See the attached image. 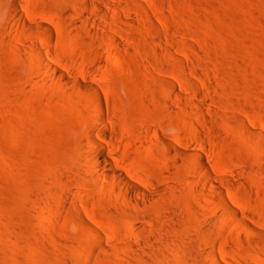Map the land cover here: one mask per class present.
I'll return each instance as SVG.
<instances>
[{
	"label": "rangeland",
	"instance_id": "1",
	"mask_svg": "<svg viewBox=\"0 0 264 264\" xmlns=\"http://www.w3.org/2000/svg\"><path fill=\"white\" fill-rule=\"evenodd\" d=\"M81 1L21 0L26 21L36 23L39 16L49 15L61 26L60 31L52 26L55 37L48 45L54 53L69 61L81 57L88 67L102 73L100 93L102 90V98L122 130L112 128L114 141L110 137L101 142L110 150L115 146L109 154L112 160L125 158L147 171L158 191L142 204H127L119 196L108 197L98 182L82 187L71 182L70 176L81 172L77 162L88 159L85 134L91 127L93 110L86 107V101L81 102L86 96L75 92L71 106L61 97L54 80L46 75L47 80H43L35 51L43 49L40 36L34 29H17L13 0H0V264H89L87 254L95 251L93 240L100 236L108 247L113 243L118 247L104 251L110 256L95 251L99 264H215L225 263L222 249L242 260L244 255L253 254L259 248L250 232L230 234V218L223 220L222 228L214 226L209 216L217 212L220 196L197 185L201 179L198 172L194 183L186 181L195 156L173 158L163 137L173 141L174 134L182 133L190 138L192 147L203 140L205 155L223 165L219 173L234 179L230 177L234 191L245 204L244 209L238 207L241 216L248 220L251 214L264 216V0H110L120 6L119 15L113 9L102 18L103 25L92 27L85 16L95 14L94 9L83 17L78 6ZM87 1L107 9L108 0ZM105 31L120 42L124 62L120 68L111 62L94 66L96 60L88 54L90 40L106 36ZM165 53L169 54L167 60ZM171 84L183 87L186 97L176 96ZM251 118L261 126L255 132L247 128L252 127ZM128 138L134 140L130 143ZM134 141L148 143L152 148L146 146L155 151L149 166L147 158L131 147L137 145ZM159 157L172 169L171 184L176 187L164 184L158 174ZM213 170L212 176L217 175ZM239 172L249 185L238 181ZM254 181L261 192L252 190ZM81 189L92 204L89 213L117 229L121 235L118 242L107 240L97 222H93L97 233L85 223L82 217L87 199L83 198L84 205ZM205 225L211 230L202 232L204 227H200ZM212 250L216 260L210 258ZM100 252L107 260H102Z\"/></svg>",
	"mask_w": 264,
	"mask_h": 264
},
{
	"label": "bare ground",
	"instance_id": "2",
	"mask_svg": "<svg viewBox=\"0 0 264 264\" xmlns=\"http://www.w3.org/2000/svg\"><path fill=\"white\" fill-rule=\"evenodd\" d=\"M75 1H76L75 3L77 4V1L78 0H75ZM79 1H81V0H79ZM109 1L110 0L107 1L108 2L107 3V9H105L106 6L100 5L101 3L99 5H97V4L91 3L90 1H87V0L86 1L83 0L81 2H78V6L81 8V11H83L82 14H80V13L79 14L84 17L87 14L85 12H87L88 10L94 9L93 11H94L95 14L86 15L85 16L86 17V19H85L86 21L85 22L89 23V25H91V27L92 26H101L104 23L103 20H102V18L105 15H107V13H109V11L112 12V10L114 9L116 11L115 12V15H117L118 14V11H119L118 8L120 6H117V4L115 5L114 4L115 2L112 4ZM12 3L13 4L11 6H13V18L18 23L16 25H19V27L17 26L18 27L17 29H20V28L21 29L22 28L34 29V30H36L35 33H37L40 36V43L43 46V49H40V48L37 47V48H35L36 49L35 51H36V54L38 56V57L36 56L37 59L39 58L38 60H40L39 61L40 62L39 63L40 64V72L43 73V76L46 75V77L48 76L52 80H54V82L57 85V88L59 87V89L61 91L60 93H62L61 97L63 98V100H65V101H67L68 103L71 104L74 100H76V99H74L75 98V96H74L75 95V92H78L79 94H82L83 96H86V99L84 98L83 101H81V102L83 103L84 101H86V107H88L89 109H92L93 110V116L94 117H93V120H92V124H91L90 129L85 134V141H86L85 144L88 147V159L86 161H84V160L82 161L81 160V161L77 162L78 163L77 164V167H78V169H80V171L82 173L80 172L78 174L71 175L70 176L71 182L72 183H75V184L78 183V184H80V186L83 185V184H86V185L88 184V185L91 186V184L93 182L94 183L95 182H98L101 186H103V188H104L106 194L108 195V197L112 198V197H115V196H119L121 198V200L126 201L127 204L130 203V202H133V203L136 202L138 204H142L146 200H150L154 195L157 194V191H158V186L156 185L154 178L152 176H149L146 173L147 171L146 172L143 171L142 168H140V169L136 168L135 165L132 162H129L128 161V159L126 160L125 158L124 159L123 158H121V159H118L117 158L116 161L112 160L109 157V154L110 153H113V151L115 150L114 149L115 146L113 148L114 150L111 148L113 150L112 151V150H110V147H108V144L107 143H105V144H107V146L102 143L105 139H108V138L112 137L111 136L112 133L110 132V130L112 128H116L119 131L122 130V128L119 127V125H116L117 119L115 120V116L113 115V113H112V111L110 109V106L107 104V102H105L106 100L105 101L103 100L102 95H101L102 90H101V93H100V88H103V85H104V82H103L104 81V78H103L104 76L102 75V73L99 72V71H95V69H91L92 67L90 68V66L88 67V63L85 60L80 59L81 57L79 59H77V57H78L77 56L76 57V60L74 59V61H71V60L69 61L65 56L56 54V53H54L53 50L50 49L51 46H49L48 44H49V42H52L53 41V40L50 41V39H52V38L55 37L54 36V32L55 31H53L52 26L54 27V29L56 31H60V29H61V26L57 23V21H56L55 18H53V17H51L49 15L48 16H46V15L43 16L42 15L43 17L39 16L40 17V20L38 22H36V23H33L32 21H26L27 19H25V16H24L25 14L23 13L24 11H22L24 8L22 7L21 0H13ZM120 4L122 5V3H120ZM65 8L66 9H69L70 7H68V8L65 7ZM67 11L70 14V11L71 10H67ZM120 11H121V9H120ZM124 12H125V10H124ZM138 12H140V10ZM142 12H143V10H142ZM144 12H145V9H144ZM89 13H91V12L89 11ZM126 13L130 14L129 11H127ZM71 14H72V11H71ZM121 14L123 15L122 11H121ZM73 15H75V13ZM77 15H78V13H77ZM141 15H142V13H141ZM125 16H127V15L125 14ZM83 17H81V19ZM145 17H146V15H145ZM164 21H165V19H164ZM11 27H12V25H11ZM13 28H16V27H13ZM38 29H40L41 31H38ZM42 31H43V33H42ZM91 32L94 34V32H96V31H95V29L94 30L92 29ZM105 33H106V31H105ZM119 33H124V30L123 31L119 30ZM43 34H45V35H43ZM97 35H99V33ZM94 38H96V37H94ZM90 41H91L90 42L91 46L88 44L90 46V50H89L88 54L90 53V55H93L94 56V57L91 56L94 60H96L94 62V66L103 65V64L108 63V62H111L112 66H115L117 68H120L123 65L124 62H123V58H122V52H121L122 50L120 48L121 45H120V42L116 38L114 39V36L112 37L111 34L109 35V34L106 33V36H99L98 38H96V40L95 39L94 40L92 39ZM159 42H161V41H159ZM164 46H165V43H164ZM163 49H165V48H163ZM165 54L167 55V56L164 55V56H166V60H167L169 54H167V53H165ZM171 57H172V55H171ZM84 59H86V58H84ZM181 63H183V62H181ZM104 68H105V65H104ZM197 70L198 69H196V71ZM206 70H208V69L206 68ZM181 74H180V76H181ZM198 74H199V72H198ZM204 74H206V73L204 72ZM43 76H42V78L44 80L45 79V76L44 77ZM180 76H179L178 80H180L182 82L183 79ZM184 78H186V77H184ZM46 80L47 79H45L44 81H46ZM188 80L189 79L187 78V80H185V81L189 82ZM191 85L193 86L194 83L191 84ZM206 87H207V85H206ZM171 89H172L171 91H173V93L176 96H178L179 98H185L186 97L185 94H184V92H183V90H182L183 87L181 88V87H178L176 84H173L171 86ZM107 91H108V89L106 88L104 90V92H106V94H105L106 97H107ZM76 96H78V95H76ZM92 97H93V99H92ZM77 100H79V99H77ZM208 101H209V99H208ZM205 102H206V99H205ZM177 104H175V105H177ZM71 106H72V104H71ZM74 106H75V104H74ZM171 106L172 107H170V108L173 109L174 108L173 105H171ZM178 106H182V105L180 104ZM189 107H190V105H189ZM200 107L201 106L197 107L198 108L197 110L200 109L202 111V108H200ZM14 108H16V107L14 106ZM179 108L180 107H178V109ZM209 109H211V108H209ZM197 110H195V111H197ZM212 110H213V108H212ZM6 111H8V110H6ZM203 111H205V110H203ZM13 113H14V111H13ZM212 114H213V112H212ZM201 115H203V113ZM214 116H215L216 119L218 118V117H216V115H214ZM220 118H221V116H220ZM209 121H210V119H209ZM108 123H109L110 126L108 125ZM226 123L227 122L224 123L225 126H226ZM250 124H251L252 127H247V128L251 132H255L254 131L255 128H260L261 127V126H259V122H257L255 119H252V118L250 120ZM245 125L247 126V124H245ZM109 127H110V129H109ZM203 127H205V126H203ZM223 128H224V126H223ZM229 129H231V128H229ZM262 129L264 130V126H262ZM196 132H194V133H196ZM235 132L237 133L238 131L235 130ZM229 133L230 134H233L232 129L229 130ZM239 133H241V132L239 131ZM239 135H241V134H239ZM172 138H173V141L170 140V139H167V137L166 138L163 137V140H164L165 144L167 145L168 150H169V152H170V154H171V156L173 158L178 159L179 156H188L189 157V155L195 156L194 158H196L195 161H192L194 164H190L192 166H191L190 170H188L189 173L187 172L188 174H186V176H185L186 177V181H188L189 183H192V182L194 183V178H195L194 176H196V174H197L196 172H198V173L201 174V179H200V177L198 178L199 182H197V185L199 183V185H201L204 188H210V189L214 190L215 193H217L220 196V201H219V203L217 205V206H219V204H220V206L218 207L217 212H214V214L212 213L209 216L212 219L211 221L212 222H215L214 226L216 225L215 227L222 228V225H223L222 222H223V220L225 218L226 219L227 218H230L229 224L231 225V228H232L231 229L232 231L230 232V234L233 235L236 232V235H237L238 233H243L244 231H248V232H250V234L252 235V237H254V241H255V243L257 245L256 247L259 248V249H256L255 248L256 250H255V252L253 254L252 253H248V254L244 255L243 256V260L240 257L239 258H236L227 249H222L220 251V255H221V258L223 259V262H225V263H220L218 261V262H215V264L216 263L217 264L218 263H220V264H246V263L261 264L262 261H264V216L261 215V216H258L257 217L254 214H251V219H249V220L246 219V218H243V216H241L240 211L238 210V207L241 208V209H244L245 208V204H244L243 200L239 196H237L236 193H235V191H234V187H233L234 184H233V181H232L233 178L230 176L232 178L231 179L228 175H227L228 176L227 177L225 174H224L225 175L224 176L222 174V172H221L222 175L219 173L220 171L224 170L223 169V165L220 164V163H217V162L216 163L215 162L213 163V161L211 160V158H209V157H207L205 155L206 154L207 147L204 144V142H202L203 140H201V141H197L196 140L197 141V144L199 146V147L197 146L198 148H196V145L197 144L195 145V147L194 146L193 147L190 146V144H189L190 138H188L185 135H182V133L181 134H174L172 136ZM102 139H104V140H102ZM112 139H113V137H112ZM128 139H130V138H128ZM101 140H102V142H101ZM131 140H134V139L133 138L130 139V143H131ZM107 141H109V140H107ZM113 141H114V139H113ZM134 144H137V142L135 143V141H134ZM142 144H144V145L137 144V145L131 146V147L137 152L138 155H140V157L142 155V156H145L147 158V161L145 163H149L150 162L149 159H153L155 157V155H156L155 154V151H153L151 149L152 147L148 143H142ZM147 144L151 148L150 147H147L146 146ZM94 149H96L97 151H94ZM131 151H129V152H131ZM136 152H134V154H136ZM203 152H205V153H203ZM143 164L144 163H142L141 165H143ZM150 164H151V162L148 165L147 164H145V165L149 166ZM145 165H143V166L146 167ZM157 167H158V174H160L164 178V179L162 178V180H165L164 181V184L165 183H168L169 185H173L171 183L174 182V180L172 181L170 179L171 176H173L172 175L173 173H172V169L170 168V166L167 163V161H165V159H163V158H160ZM212 169L216 170L218 174L215 175V176H212L213 175L212 174ZM262 170L264 171V168ZM259 171H261V170H259ZM233 172H234V170H233ZM240 172L237 173V174L235 173L236 174V177L239 178L238 181L245 182L244 184H247L248 182L246 181V179L244 177L245 174L243 173V171H242V173L244 175L242 173H240ZM235 174H234V176H235ZM261 182H262V179H261ZM252 183H253V184H251L252 185V190L254 192H258V191L261 192L262 191V188L259 187L260 185L259 186L257 185L258 181L257 182L254 181ZM92 185H94V184H92ZM191 185H193V184H190V186ZM247 185H249V183ZM130 187H131V189H130ZM174 187H176V186H174ZM197 187H200V186H197ZM197 187H195V188H197ZM193 188H194V186H193ZM70 191H72V190H70ZM83 191L84 190H82V189L80 191V194H81L80 195L81 196L80 198L82 199V202L85 200L83 198H86L87 199V200H85L86 206H87L86 214H85L84 217H82L83 220L85 221V223L91 229H93L97 233L98 228L94 227V224H93V222H97V224L99 225V227H101L104 230V232H105V234L107 236V240H109V241H113V240L120 239L121 235L118 234V230L117 229L114 230L111 227L106 226L105 223H103L102 218L99 215H94V214H90L89 213L88 209H92L93 207H92V204L89 202V200L87 198V195L84 194L85 191L84 192ZM90 192H92V191H90ZM76 198L78 199L77 196H76ZM137 198H140V199H137ZM81 199H80V201H81ZM83 204L85 205L84 202H83ZM245 211H246L245 213L247 215H250L251 212L249 213L247 210H245ZM144 214H146V213H144ZM146 216H148V215H146ZM142 217H143V215H142ZM212 222H209L208 221V223H210V224ZM133 226H135V228H137L136 226H138V224L137 225L135 224ZM203 227H204V230L202 232H204L206 230H208V231L211 230V228H209L211 226H209V225H205V226H202L200 228L202 229ZM215 227L213 229H215ZM90 228H88V231L90 230ZM207 234H205V236H208L209 237V235H207ZM211 234H212V232H210V235ZM234 237L236 238V236H234ZM137 238H139V237H137ZM233 240H234V238H233ZM139 241H140V238H139ZM114 242H118V240L117 241H114ZM140 243H141V241H140ZM153 243H155V241ZM107 244L108 243H106V239H104L103 236L102 237L100 236V237H98V238H96V239L93 240V247H94L93 249L96 252L97 251L104 252V251H109V248L111 249V247H114L113 249L115 250V248L117 246V245H113V244H115V243H113L111 247H110L111 244L108 247ZM116 244H118V243H116ZM144 246H143V248H145ZM139 248H140V246H139ZM141 249H142V246H141ZM145 250H146V248H145ZM95 251H90V253L87 254L86 261L89 264H99L96 261V259H95L96 258V252ZM118 252H119V249L117 250V253ZM104 253H109V252H104ZM114 253H116V251ZM209 253H210L211 260H216L215 251L212 250ZM99 254H101V256ZM99 254L98 255L100 257H102V253L100 252ZM135 254H136V252H135ZM110 255H112V254L109 253L108 256H110ZM102 258H104V257H102ZM110 258L112 260L113 257H109V259ZM105 259L106 258H104L102 260H105ZM170 260H172V259H170ZM108 261H110V260H108ZM114 261L115 260H113L112 262H114ZM112 264H116V262L115 263H112ZM170 264H173V263H171V261H170Z\"/></svg>",
	"mask_w": 264,
	"mask_h": 264
}]
</instances>
